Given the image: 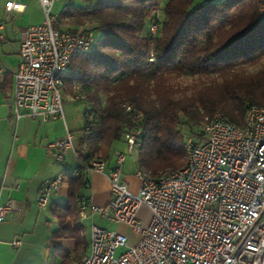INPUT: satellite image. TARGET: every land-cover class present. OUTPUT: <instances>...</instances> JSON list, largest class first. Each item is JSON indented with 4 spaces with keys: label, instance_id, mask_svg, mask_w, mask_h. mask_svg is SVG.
I'll use <instances>...</instances> for the list:
<instances>
[{
    "label": "built area",
    "instance_id": "1",
    "mask_svg": "<svg viewBox=\"0 0 264 264\" xmlns=\"http://www.w3.org/2000/svg\"><path fill=\"white\" fill-rule=\"evenodd\" d=\"M56 1L38 0L43 20L23 31L14 72L15 119L64 120L62 91L69 63L95 44L92 28L70 31L54 26ZM258 9L264 16V0ZM6 10H20L18 1H8ZM149 31L156 34V22L149 25ZM75 97L83 99L81 94ZM84 117L83 129L88 131L93 116L86 110ZM139 133L125 131L129 153L139 144ZM73 140V132L66 129L64 137L48 143V148L56 160L63 161L66 151L76 153ZM115 155L112 168L107 169L102 159H92L71 172L75 176L88 171L106 174L111 195L106 206H98L79 194L76 225L98 213L129 226L139 240L131 245L123 232L92 224L89 249L75 264H264V105H248L241 124L220 113L207 119L199 138L186 141L182 168L156 174L145 167L134 170L137 191L121 178L125 153L116 151ZM62 182L63 175L47 181L35 196L36 205L46 207L49 193L57 191ZM143 205L150 210L145 227L138 217ZM20 210L13 200L0 203V221Z\"/></svg>",
    "mask_w": 264,
    "mask_h": 264
},
{
    "label": "trees",
    "instance_id": "2",
    "mask_svg": "<svg viewBox=\"0 0 264 264\" xmlns=\"http://www.w3.org/2000/svg\"><path fill=\"white\" fill-rule=\"evenodd\" d=\"M260 0H96L64 6L59 21L78 13L94 23L95 44L74 56L64 76L70 90L79 83L93 120L83 130L85 162L105 159L127 130H140L138 167L153 174L182 168L185 134L220 113L241 124L248 105H264V16ZM157 23L156 34L149 25ZM70 31H75L69 29ZM129 106L130 110H126ZM85 110V111H86ZM200 136V134L198 135ZM77 152V151H76ZM78 169L81 170L79 166ZM83 172L68 175V199L53 203L56 238L81 244L77 197ZM82 182L84 184H82ZM70 258L63 251V264Z\"/></svg>",
    "mask_w": 264,
    "mask_h": 264
},
{
    "label": "crops",
    "instance_id": "3",
    "mask_svg": "<svg viewBox=\"0 0 264 264\" xmlns=\"http://www.w3.org/2000/svg\"><path fill=\"white\" fill-rule=\"evenodd\" d=\"M8 1L11 0L6 3ZM6 3L4 9L0 10V67L3 69L0 75V203L13 200L21 210L9 213L0 221V264H63L64 250L73 259L80 247L81 252L86 253L90 243V234L86 235L83 224L80 227L82 239L79 246L75 237H54L52 233L58 228V221L51 209L53 203L67 201L68 175L85 162L80 155L86 151L81 145L86 105L81 104L82 125L77 123V116L74 118L69 114L67 117L64 115V120L56 118L40 121L29 116L14 118V72L20 59L19 46L23 32L8 28L6 22L9 18L7 13L24 12L26 6L18 1L20 10L6 13ZM70 97L72 98L71 95ZM66 129L73 132V143L77 152L68 150L64 160L58 161L48 148V143L64 137ZM77 129L79 132L75 134L74 130ZM122 143L125 142L115 144L113 151L105 159L107 169L115 165V154L116 151H122ZM137 167L136 159L126 162V158L120 166L121 178L129 184L132 191H137L139 187V180L134 176ZM57 175H63V182L57 191L49 193L47 206L38 207L35 196L40 194L47 181ZM84 181L86 184L79 193L87 196L95 205L106 206L111 196L106 174L88 171L83 175ZM83 182L82 184L85 183ZM101 218L106 223L116 224L117 230L127 236L129 244H136L139 240V235L129 226ZM14 240H20V245H13ZM75 263L76 261L72 262Z\"/></svg>",
    "mask_w": 264,
    "mask_h": 264
},
{
    "label": "rangeland",
    "instance_id": "4",
    "mask_svg": "<svg viewBox=\"0 0 264 264\" xmlns=\"http://www.w3.org/2000/svg\"><path fill=\"white\" fill-rule=\"evenodd\" d=\"M6 1L7 0H0V10L4 9ZM17 1L24 3L26 6V9L24 12H19V13L18 12L11 13L6 10V13L9 12L7 13L9 14V18H8V21L6 22L8 28L10 29L13 28V30L16 32H23L28 24L40 23L43 20L44 14H43V10L38 0H17ZM95 1L96 0H57L53 5L52 13L55 14L56 17H58V15L63 10L64 6L67 4L91 6V4L95 3ZM157 1H158L157 16L160 20H162L163 18L162 6L164 5V2L166 0H157ZM77 14L78 13L76 12L74 13V15H68L66 17H63L62 20L59 21V25L62 28H65V29L69 28L72 30H81L86 27L92 28V29L94 28V23H92L91 20L89 19H85V17L82 18L83 19L82 22L77 21L78 20ZM260 61L262 64H264V57H262ZM78 84L79 83H76V82L73 83L70 90H68L67 86L64 84L63 91H62V104H63V112H64L65 117H67L68 114L72 115V117L74 118H76L77 116V119H78L77 123L82 125L81 116L83 112V108H82L83 106L81 104H84V103L81 101H78V100H83V99H75L76 98L75 96L79 94L84 96V93L82 89L77 90L76 86H78ZM70 95L72 96L73 99L70 97ZM201 127L202 125H200L199 127L193 128L191 131H189L185 125L181 127L182 132H184L185 134V150H186V141L188 139L199 138L198 135L201 134ZM78 132H79V129L74 130L75 134H77ZM121 149L125 153L126 162L136 159L137 152L133 150L131 153H129L126 143H122ZM138 217L141 220L143 227L147 226L149 219H150V210L145 205H143L139 211ZM82 221H83V225H85L87 236L90 234V227L92 224H96L98 226H103V227L106 226L107 228L114 229V230L117 229L116 224H109L108 222L106 223V221L102 219L98 213H94L91 216V218L86 217ZM81 248L82 247H80L76 251L77 255L82 253Z\"/></svg>",
    "mask_w": 264,
    "mask_h": 264
}]
</instances>
